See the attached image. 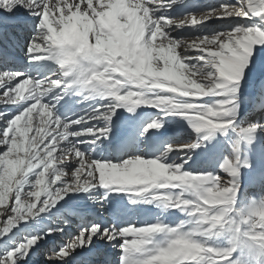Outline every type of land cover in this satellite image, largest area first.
I'll return each instance as SVG.
<instances>
[{
  "label": "snow or ice",
  "instance_id": "6c2138e0",
  "mask_svg": "<svg viewBox=\"0 0 264 264\" xmlns=\"http://www.w3.org/2000/svg\"><path fill=\"white\" fill-rule=\"evenodd\" d=\"M66 2L72 4L73 10L78 4L81 11L88 9L86 3L80 4V0H0V77L19 74L0 87V96L9 89H14L25 79L34 83L60 82V86L50 91L43 98V102L53 106L52 110L56 116L65 121L62 127L66 126L69 120L74 121L68 129L72 135L65 141V145L74 146L73 157H76L77 152L83 155L87 161L85 167L91 168V175L96 177L93 181L96 185L94 190L99 191L101 185L98 183L99 173L95 170V163L113 160L115 163H122L130 158L144 156L155 159L158 157L156 153L159 151V145L153 144L149 148H142L141 145L153 135L151 130H159L162 123L153 121L144 128L135 125L128 137L113 147V141L120 128L130 123L118 118L113 119L119 115L117 109L135 113L136 107L118 106L112 100L98 102L99 108L97 104H91L86 110L75 111V102L71 100L69 91H62L66 81L52 74V60L38 59L37 57L46 54L32 51L34 44H45L44 37L47 33L42 27L45 5L55 11L57 7H64ZM234 3L236 0H215L212 4L189 3L188 0H161L160 3H149L147 7L153 10L151 14L157 21H172L178 16L196 20V12L199 9H204L210 14L218 8ZM238 25L264 30V23L256 16L242 20L239 17L208 15L203 16L194 25L207 29L205 35L211 33L216 40L213 46L216 49H220L226 40H231L237 55L232 56L224 52L223 58L236 65L242 64L239 80L229 83L220 77L214 66L219 63L218 59H208L206 53H198L204 56L207 62L212 61L205 68V71L212 73L211 84L224 85V88L217 89V92L222 94L211 96L214 102L209 104L200 100L197 103L217 108V102L229 101L228 109L231 114L225 115L223 119L230 121L231 127L201 131L202 125H197L191 147H182L168 153V159L164 162L172 163L173 158L179 157L176 163L182 165L181 171L227 177L239 185L240 193L249 188L264 189V153H256L257 143L264 139V136H261L264 133V43L254 45L251 55L245 58L236 47V40L243 33ZM164 31L170 34V28ZM188 63L198 64L200 67L194 69L198 71L205 61ZM33 103L35 98L16 105H0V153H5L8 149V144L3 142L5 131L12 121ZM60 108L64 109L63 117L60 116ZM70 112L72 116L67 114ZM85 112L87 122L82 118ZM90 121L92 123H89ZM94 128V134L81 135L82 132H89ZM170 141L166 142L167 145ZM83 144L87 146L82 147ZM105 152L108 154L104 155ZM83 163L84 161L77 158L68 171L75 174ZM74 193L87 195L78 198L72 195ZM108 193L104 201H98L87 189L83 192L68 191L61 199L63 203L54 209L40 211L34 218L22 219L10 231L0 233V264H11L10 254H14L15 264H150V258L142 246L126 244L128 237L124 233L129 229L128 217L124 213L127 210L117 208L115 200L118 197ZM244 199L242 195H237L238 203ZM15 200L14 193L7 207L8 215L0 218V224L6 223L9 217L14 215ZM37 210L39 211V208ZM42 213L46 215H41ZM34 237L36 243L27 248L25 254L22 245ZM228 254L229 259L221 261L220 264H264V243L250 239L247 234L236 233L229 242ZM212 255L209 254L210 257Z\"/></svg>",
  "mask_w": 264,
  "mask_h": 264
},
{
  "label": "rangeland",
  "instance_id": "374dc122",
  "mask_svg": "<svg viewBox=\"0 0 264 264\" xmlns=\"http://www.w3.org/2000/svg\"><path fill=\"white\" fill-rule=\"evenodd\" d=\"M160 21L162 24V20ZM187 26H190V24L186 26H179L178 30H174L171 33V38L164 37L163 40L166 41L165 44H158L159 47L154 53V56L151 58V60L141 59L140 62L135 65V67L137 66L140 69V77L142 76L143 72L147 70L149 73L153 74V78L151 80L152 84L147 85L148 88L153 87L156 91L155 99H157V101L153 103V105L163 106L168 111V113L165 114V119L154 116L147 122V124L157 120L163 124L164 122L171 119L173 120L172 122H176L177 124V127H174L175 132L174 129H169L167 127L168 132L170 133L167 141L171 140L168 145L173 146L171 152L181 145L194 142L196 136L195 127L197 125H202L201 131H205L209 129L208 127L213 128V126H216V128H220L230 123V121L223 119L225 115L231 114L228 109V104L230 103L229 101L217 102L219 105L217 108H210L209 106L197 103V101L200 100L209 104L214 102L211 96L222 94L217 92V89L224 88V85L212 83L210 86H205L206 82H200L197 71H194V69H197L200 66L196 63L190 64L188 62L204 60V66H206L207 59H205L204 56L198 55V53L201 52L206 53L208 59L215 57L219 60V63L214 66L217 68L220 77L229 83L237 82L242 70V64L236 65L231 61L223 58L224 52H227L232 56L237 55L231 40H226L223 44H221L220 49H216L213 47L216 43V40H203L205 38H202L192 41L189 43L192 46H188L187 52L185 54H183L182 52L181 58L177 59L174 52H176L175 47L179 45L171 42L173 38L176 41H180L188 39V37L192 38L193 36H203L196 34L207 30L200 27V30L194 31V33L190 36H178L179 31L181 29L187 28ZM147 27L151 33V40H154L156 38V42H160L162 37H158L156 28L153 27L155 28L154 30L149 26L148 23ZM168 43L173 46L172 50H170V48L167 46ZM259 43H264V32L250 31L242 33L237 38L236 47L241 50V52L244 54V57L246 58L247 56L251 55L253 46ZM183 47H187L186 44ZM157 60H159L160 62L159 66L156 63ZM167 68L171 70V74L175 77V86L167 85L165 83V76L168 74ZM30 90V84L27 81H23L14 89H9L8 91H6L7 95H4L5 98L2 97V100H4V102H8L9 104H20L26 102L23 100L25 97L31 94ZM180 101L185 102L189 106L176 107L175 105H177ZM51 111V108L42 102L32 104V106L30 105V107L25 110L26 113L24 112L21 114L22 116L20 115L18 118L14 119L10 124L11 126H9L5 131V138L3 142L8 144V149L5 153H0V194L10 196V200L14 193L17 194L19 192L20 195L19 198L16 195L15 207L13 208L14 215L10 216L6 223L0 224V233H6L10 231L22 219L28 217L34 218L35 216L39 215L40 211H47L50 210V207L52 208L58 206L62 201V197L70 188L67 176L68 173H70L68 169L72 165V162H68L67 165H61L59 163V160L62 157L61 152H54L48 143L40 145L39 143H43L46 140V137H44L42 140H39L38 138H34V135L30 137L29 135H26V139L24 140V142L22 140H19L21 134L23 132H26L27 129L31 128L32 122H36V120H38V122L41 123L42 121H44V119H46L47 114H50V116H52ZM32 116L34 117L33 119H31ZM168 116H170V118H168ZM253 118L255 119L258 117ZM52 119L56 120V117ZM16 123L17 125H15ZM147 124L145 125V127L147 126ZM167 124L173 126L171 121L167 122ZM13 132L14 134H12ZM261 136H264V133H262ZM9 137H11V139H9ZM166 145L167 143L165 144V146ZM256 150L257 152L264 151V139H261L260 142L257 143ZM68 153L69 152H65L63 153V155H68ZM162 154V152L156 153V155L158 156H161ZM167 158L168 155H166L164 158L156 157L155 159H152L151 157H138L139 160L135 161V163L133 162L132 164H130L129 169H127L126 171L113 169L110 173V176L111 178H115V176H117V174L119 173L125 174L129 178V180H142L147 187H151L154 185L172 186L176 188L177 192L180 190L183 191L185 187H189L194 184H208L211 190L207 192L206 197L194 199V201H199V205L198 207L193 206L192 208L190 206V211L194 216H201L205 213V210L220 206L221 200L219 189L218 187H212L210 178L201 175L204 173H191L181 171V168L176 167V165H178L176 161L179 160V157H175L173 159L175 161L174 164L165 163L164 161ZM61 168H64L67 175H63L60 172ZM38 176L40 182L39 184H35ZM161 180L164 181L163 184L159 183ZM34 184L35 190L32 191ZM29 185L31 187H29ZM136 186L137 185H133L134 188H136ZM43 188L45 189V191ZM89 189L90 187L88 186V190ZM39 190L44 193L39 195ZM252 190L253 188L247 189L246 193L248 194L243 197L246 198L248 195H254L251 192ZM29 191H32V196L27 202H25L24 193H27ZM257 193H264V189L259 188ZM84 194L85 193H80L75 196L79 198L83 197ZM185 194L187 195V193ZM238 195L240 194L238 193ZM66 198L67 197H65V199ZM8 204H0V208L8 207ZM38 208L39 211L37 210ZM41 215H46V213H42ZM257 218H260L259 215H257ZM178 219L187 221V216L180 217ZM177 220L175 221V223H177ZM153 224L154 223L139 224L138 226L140 228H145L150 227ZM152 230H154V228ZM258 230L259 225H257V229H255L253 233L249 234V238L257 241L258 243H261L262 241H264V235L259 234ZM131 241L134 240L127 241V243H131ZM58 242L59 238H57V243ZM35 243L36 238L34 237L28 240L26 244L22 245V248L25 250V254L27 248H30ZM180 250H185L183 256L184 264H196L198 259H205V257L202 256L203 249L193 248L191 244L181 245ZM209 251L213 254L212 257H210L212 264H220V262L225 258L224 254L218 253L214 249H210ZM177 255H179V250L177 249L166 251L162 254H157L156 257L152 259V264H174ZM9 259L11 261V264H15L14 254H10ZM42 259L43 258L41 257V260Z\"/></svg>",
  "mask_w": 264,
  "mask_h": 264
},
{
  "label": "bare ground",
  "instance_id": "6f19581e",
  "mask_svg": "<svg viewBox=\"0 0 264 264\" xmlns=\"http://www.w3.org/2000/svg\"><path fill=\"white\" fill-rule=\"evenodd\" d=\"M160 2L161 0H80V4L86 3L88 6V9L85 11H81L79 4L75 7V10H73L72 4L66 2L64 7H57L55 11L51 10L48 6H46L47 5L46 4L44 8L43 21H42V27L45 29L47 33V35L44 37L45 44L44 45L34 44L32 51L46 54L43 57H37L38 59H51L52 40L55 33L62 26H65L67 23H72L74 29L77 30L78 32V35L80 37L79 41L82 47L86 45H91L92 48L96 50L107 61L106 64H114L121 69L127 70L130 68L128 61H132L135 64H138L141 59L151 60V58L154 56V53L159 47L158 44H165L166 41H164L163 38L164 37L171 38L172 35L171 33L174 30L175 31L178 30L179 26H186L190 24V26H187V28L181 29L178 33V36H190L194 33V31L201 29L200 27L194 25H196V23L200 19H202L203 17L202 14L206 13L204 9L197 10L196 20H192L191 18H189L183 24L181 23L172 24L173 20L179 22L184 19V16H178L175 17L172 21L161 19L163 22L161 24V21L159 22L153 18L151 14L153 10L147 7V4L149 3H160ZM188 2L199 3V4H205V3L212 4L215 2V0H188ZM147 23L149 24L150 27L153 28L154 26L156 28L158 32V37L159 38L162 37L161 41H164L163 43L161 41L156 42L155 40L156 38L154 40H151V33L148 30ZM172 25H175V27H171ZM155 28L153 29L155 30ZM167 28H170V34L164 31V29ZM206 31L207 30H204L203 32L196 34L203 36H193L192 38L188 37V39H185L186 41H188V44H186L187 47L185 48H188L190 42L202 38H205L203 40L212 39L215 41V39L212 37L210 32L207 35H205ZM146 34L147 36H150V40L147 43L145 42ZM167 46L170 48V50L173 49V46L170 45L169 43ZM185 48L179 46L175 47L176 52H174V54H176L177 59L181 58L182 52L183 54L186 53ZM167 70H168V74L165 76L166 78L165 83L167 85L175 86L176 85L175 77L171 74V70L169 68H167ZM16 75L19 74H12L5 77H0V87H3L5 83L10 82L12 79L15 78ZM152 78H153V74L149 73L148 70L144 71L142 76L135 81V84L129 88V90L133 93L132 96L125 97L123 92H117L112 97V100L115 101L118 104V106L137 108L135 113H128L126 109H117L119 115L118 117H113L114 120L118 118L124 121H130L132 127H134L135 125H139L141 128H144L147 122L150 119H152V117L154 116L165 119V114L168 113V111L163 106L160 105L155 106L153 104H142L138 102L142 98L143 91L137 88V85L149 84L148 81H151ZM95 79L103 81L105 79H111V78L95 76ZM140 80H143L144 83L143 84L140 83ZM23 81L25 82L27 81L31 87L30 90L31 94L29 95L28 93L29 96L25 98L23 97L24 98L23 101L33 100L35 98V103L33 104H36L37 102L44 103L43 98L47 96V94L50 91H52L54 88L60 86V82H57L56 84H48L47 81H41L39 83H34L30 79H25ZM123 83L124 82H121L120 85L112 84V86L109 88H113V87L122 88ZM150 84H152V81ZM150 89L151 92L148 93V98L156 102L157 99H155V95H156L155 88L150 87ZM68 90H69L68 85L65 86L64 89H62V91H68ZM4 95L0 96V105L9 104L8 102H4V100H2V97L5 98ZM96 98H97V93L93 89V87L90 86V88L81 97L76 98L73 96L71 97V100L75 102L73 104V108L75 109V111L81 112L82 110L88 109V107L91 104H97L99 108L98 102L96 103L92 102ZM11 105H16V104L12 103ZM49 107L52 110L53 106H49ZM51 113L52 116H50V114H47L46 119H44V121H42L41 123H39L38 120H36V122L31 121L32 122L31 128L27 129L26 132H23L19 140H22L24 142V140L26 139V135H29V137L34 135V138H38L39 140H42L44 137H46V140L43 143H39L40 145H44L48 143L54 152L72 153V151L74 150V146L70 144L65 145V141L68 140L69 136L72 135V133H70L68 129L72 127L74 121L69 120L66 126L62 127L61 125H64L65 121L61 120L60 118H57L53 110L51 111ZM64 114H65L64 109L60 108V116L62 117ZM67 114L69 116L73 115L71 112ZM54 117H56V120L52 119ZM33 118L34 117L32 116L31 119ZM82 118L85 120V122H87L86 112L84 113V117ZM168 118H170V116H168ZM169 121H171L173 126L167 124V122ZM172 121L173 120L171 119L164 122L159 130H151L153 135L149 136L145 144L141 145L142 148H149L153 144H158L159 151L164 150L167 147V145L165 146V144L170 135L167 127L169 129L170 128L174 129V132H175V128L177 127L176 122L174 123ZM17 123L15 125H17ZM89 123L92 122L90 121ZM208 128L210 130H224L225 126H222L220 128L218 127L216 128V126H213V128L212 127H208ZM95 131L96 129L94 128L89 132H82L81 135H92L95 133ZM12 134H14V132ZM81 146L86 147L87 145L83 144ZM180 148L181 147L175 148V150ZM256 153L257 155H259L261 153H264V151L257 152L256 150ZM107 154H108L107 152L104 153V155ZM166 155L168 154L163 153L161 156L159 155L158 157L164 158ZM144 157H148V156H144ZM73 158L75 160L79 158L82 161H84V163L81 165V167L78 169V171L75 174L71 172L68 173L67 179H68V184L70 186L69 188L70 190L69 189L68 190L83 192L85 189L88 190V186H89L90 189L88 191H91L92 196L95 197V199L98 201H104L106 196L109 194L108 192H111L110 195H112L113 197H118V199L115 200V206L121 210H127L124 214L128 217L129 230L125 232L124 235L128 237L127 241L134 240L131 241V243H127L126 241V244L129 246L133 244H137L142 246L144 249L146 247V245L142 240L141 233L138 231V229H141L138 226L139 224L154 223L157 219H159L165 221L170 226H175L176 224L175 221L178 218L187 216V213H181L175 207V204H179L181 209L186 208L189 211L193 206L198 207L199 205V201L196 200L195 201L192 200V203L184 205L181 201L187 195L183 193L182 190L177 192L176 188L172 186L154 185L151 187H147L142 180L139 179L129 180L127 175L120 173L117 174L115 178H111L110 173L112 172L113 169H120L122 171H126L127 169H129L130 164H132L133 162L135 163V161L139 160L138 157L130 158L122 163H115V160H113V162H96L95 170L97 173H99L98 183L99 185H101L99 191L94 190L96 185L93 183V181L96 179V177L94 175H91L92 172L91 168L85 167L87 165V161L84 160L83 155L77 152L76 157ZM225 179H227V177ZM133 185H137L136 188H134ZM68 190L66 192H68ZM43 193L44 192L40 191L39 195ZM77 194L80 193H74V195ZM246 194H248L246 193V191L240 192V195L242 196H246ZM86 195L87 194H84L83 197ZM145 195L155 197L159 201H164L171 196L175 203L170 209H165L163 211L155 205H146L136 209H133L129 206L127 201L128 198H136L138 196H145ZM177 196H179V199H176ZM9 201H10V196L8 195L5 196V194H0L1 205L4 203L8 204ZM61 203H63V201H61ZM52 208L54 209L55 207ZM49 209H51V207ZM152 231H157V229L154 228V230ZM141 242L143 243L141 244ZM118 254L119 253H117V255Z\"/></svg>",
  "mask_w": 264,
  "mask_h": 264
},
{
  "label": "clouds",
  "instance_id": "9594fccd",
  "mask_svg": "<svg viewBox=\"0 0 264 264\" xmlns=\"http://www.w3.org/2000/svg\"><path fill=\"white\" fill-rule=\"evenodd\" d=\"M208 15H225L232 18L239 17L242 20L256 16L261 19V23H264V0H236V3L218 8L213 13L202 14V16ZM187 20L188 18L184 17V19L179 22L173 20L172 24L184 23ZM237 27L241 29L243 33L250 31L264 32V30H261L259 27L244 28L243 25H238ZM149 40L150 36H147L146 34L145 42L147 43ZM161 42L163 43L164 41ZM171 42L176 43L181 47L188 44V41L186 40L176 41L174 38ZM188 46L191 47L192 45L189 44ZM185 52H187V48H185ZM156 63L159 66V60H157ZM211 63L212 61L209 60L206 66L201 67L197 71L200 82H206L205 86H210L212 82V73L205 71V68ZM52 66L54 68V72L52 74L65 80V86L72 84L76 79L75 75L68 76L66 74L67 70L61 66L58 57H53ZM94 75L111 78L109 83L114 85H120L121 82H124V87L122 88H109L100 80H91V86L97 93V98L92 102L103 103L104 101H112V97L117 92H123L125 97L132 96L133 93L129 90V85L140 78V69L132 66L129 69L124 70L114 64H105L98 60L96 64L91 67V70L87 73L85 79ZM56 83L57 81H53V84ZM140 83L143 84L144 81L140 80ZM148 83L150 84L151 81H148ZM83 86L86 85H78L70 88L68 90L69 94L71 95V93L78 91L79 87ZM150 92V88L144 90L143 96L138 102L142 104L155 103V101L148 98V93ZM5 95H7V93H5ZM175 106L187 107L189 105L180 101ZM172 147V145H168L161 152L168 154L171 152ZM179 147H191V143L184 144ZM69 161L72 163L76 162L72 153L69 152L68 155H63L62 153L59 163L61 165H67ZM235 162L240 163V161ZM172 163L174 164L175 161L173 160ZM176 167L181 168L182 165H176ZM60 172L63 175H67L64 168H61ZM201 175L210 178L213 188L218 187L221 200L220 206L205 210V213L201 216H194L188 209H181L179 204H175V207L181 213H187V221L178 219L175 226H170L165 221L157 219L150 227L138 229L141 233L142 240L146 245L145 253L150 258V264H152V259H154L157 254H162L173 249L179 250V255H177L174 264H184L183 256L185 250H180V246L184 244H191L193 248L203 249L202 256L205 257V259H198L196 264H212L209 256L211 253L209 251L210 249H214L216 252L224 254L225 258L223 260L229 259V242L234 234L243 233L249 235L253 233V231L257 229V225H259V234L264 235V193L248 195L242 202L238 203V184L230 181L228 178L225 179L224 177L213 176L211 173H204ZM39 182L40 180L38 176L35 184H39ZM159 183L163 184L164 181L161 180ZM35 184L33 185L32 191L35 190ZM210 190L211 189L208 184H194L192 186L185 187L183 189V193H187V196L181 202L187 205L194 199L206 197L207 192ZM32 191L24 193L25 202L31 198ZM16 195L19 198V192ZM176 199H179V196H177ZM127 201L129 206L133 209L146 205H155L162 211L170 209L175 203L171 196L164 201H159L155 197L149 195L128 198ZM253 201L255 202L254 205ZM7 215L8 208H0V217ZM257 215H259V219L257 218ZM153 228L157 229V231H152ZM261 243H264V241Z\"/></svg>",
  "mask_w": 264,
  "mask_h": 264
}]
</instances>
